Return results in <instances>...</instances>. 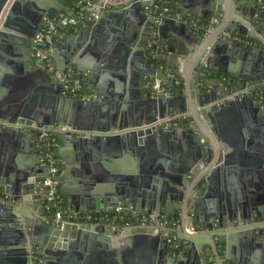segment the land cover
Instances as JSON below:
<instances>
[{
	"label": "water",
	"instance_id": "water-1",
	"mask_svg": "<svg viewBox=\"0 0 264 264\" xmlns=\"http://www.w3.org/2000/svg\"><path fill=\"white\" fill-rule=\"evenodd\" d=\"M77 1L0 0V68L6 73L0 79L5 88L0 90V143L11 138L27 150L29 142L37 141L31 125L85 132L55 133L61 173L58 193L66 213H109L123 207L132 219L137 215L174 218L189 243L178 251L152 228L123 232L69 224L60 228L47 221L42 214L47 168L40 148L41 157L25 159L18 170H0V264H38L35 257L41 264H80L95 245L127 241L149 251L146 264H258L250 252L242 249L239 256L233 247L237 241L261 242L264 229L223 230L264 221V190L248 177L238 181L240 174L249 175L253 169L264 177L263 166L251 165L256 157L249 155L238 130L264 129V3L248 0L253 8L245 15L241 6L246 0H144L123 9L91 11L85 15L90 21L75 31L57 28L49 44L51 62L76 73L81 90L93 94L83 101L70 97L33 57V38L42 29L43 18L72 12ZM95 16L98 22L103 16L128 21L143 27L142 33L121 38L115 52L110 44L96 47L94 34L89 33ZM225 31L228 38L222 36ZM183 36L189 37L193 48L180 92L162 66L172 67L163 51L166 44L165 52L173 50L168 38ZM70 40L77 43L69 45ZM219 50L240 59L241 70L212 63ZM107 74L118 82L112 98L111 90L100 86ZM154 82L162 93L153 90ZM246 87L250 95L240 93ZM221 99L224 105L217 106ZM184 115L187 124L180 128L165 129L162 122L149 126ZM253 136L254 142L250 135L246 143L264 153V140ZM180 140L188 152L171 154L168 147ZM62 147L70 148V158ZM228 148L233 151L227 152ZM131 154L138 160L137 169L117 168L109 175L102 171L103 181L111 177L115 186H91L95 171L104 169L101 157L114 156L119 163ZM74 184L78 188L70 189ZM29 202L33 206L25 209ZM195 240L206 244L198 251Z\"/></svg>",
	"mask_w": 264,
	"mask_h": 264
},
{
	"label": "crops",
	"instance_id": "crops-1",
	"mask_svg": "<svg viewBox=\"0 0 264 264\" xmlns=\"http://www.w3.org/2000/svg\"><path fill=\"white\" fill-rule=\"evenodd\" d=\"M35 1H40L41 3H43L42 1L44 0H35ZM53 1L58 3V0H53ZM31 6L33 7V5ZM252 8L253 6L251 3L248 2V0H246L241 6V9L245 15L250 14V10ZM22 10H23V7H21L20 11ZM31 12L33 13V10ZM99 20H100L99 22L97 19L95 21H91L93 23L94 28L90 29V32H89L90 34H94L93 41H95L94 43L96 47L108 46V44H110L111 49L115 52L117 47H120L122 44V41H120L121 38L125 39L128 35H133V34H136V36H138V35H141L142 33L143 27L137 28L135 27L134 24L130 25V22L128 21L115 20L107 16H103L102 19H99ZM221 23L222 22L220 19H218V21L216 22L218 26H220ZM193 30H191V35H196V32H194ZM169 41H171L174 44L173 50L171 52H167V51L165 52V48L168 47V45L166 44V46H164L163 48V51L168 56V61L172 64V67L162 66V68L166 72L167 75H169V72H172L179 77L181 82L179 85H177V87L180 89V92H184V76L186 74V70L189 65L188 62L190 60L191 50L193 48V45L190 43L189 37L185 38L184 36L174 38V39L168 38L167 42ZM76 43L77 42L75 40H70L69 45L70 44L75 45ZM211 58H212L211 59L212 63H214L218 67L227 68V69H229L230 67L234 71L241 70V65L239 64L241 63L240 59L231 56V54L227 50H221V51L219 50L216 54H213ZM7 68L8 66L6 65L4 69H7ZM67 70H72V69L68 68ZM193 73L194 72L190 70V76L193 75ZM14 74L15 73L12 71V75ZM4 75H6V73L4 72L3 68H0V79ZM90 86L91 85H87V87H90ZM100 86L105 91H107V89L111 90L109 91V95L111 98L117 95L115 90L118 89V82L111 75H108V74L104 75L102 83H100ZM3 88L4 87L1 81L0 90ZM92 92L93 93L95 92L94 88L92 89ZM217 94H219V91H217ZM169 96L170 94L167 91V98H169ZM125 103H126L125 106H129L131 104L129 103L128 97L125 98ZM124 111H129V110L125 109ZM184 116L187 117L186 115ZM238 130L240 134L244 136L243 137L245 141L244 145H247L246 146L247 152H249V155H253L254 157H256V160H253V161L250 160L251 165L255 167L257 165H261L264 167V153L261 150H257V148L254 147L253 145H248L246 143L251 140L250 135L252 136V140H253L252 143L255 140V137L253 135H259L258 137L259 140H264V129L263 130H259V129L253 130L252 128L242 127V128H239ZM234 135L236 134L234 133ZM29 143L31 144V147L27 148L26 150L22 146L15 145L13 140H11V138H4L2 140V142L0 143V170L2 173L5 172L6 170L8 171V173L18 170L20 168V164L25 163L26 162L25 159L27 158L28 159L37 158L38 156L41 157V150H40L41 146L38 143V141L29 142ZM170 146L171 147H168V151L171 154L176 153L177 155L178 154L185 155L186 152H188V146L182 140L174 141V143H172ZM61 149L64 153V156L66 158H70L69 156V152H71L70 148L62 147ZM232 151H233L232 148L231 149L228 148L227 150V152L229 153ZM156 152L158 153V151ZM116 159L117 157L115 158L114 156H109V155H104V157H101L99 163H102V160H103V165H104L105 170L101 168L95 171V175L91 179L93 183V185L91 186H93V188H95V186L101 187V188L109 187L111 185L115 186V184H111L113 182H110L111 177L103 181L102 177H100L102 175V171L106 175L107 174L109 175L113 173L112 172L113 169L116 170L118 168L119 171L121 172H127L126 170L129 168L134 170V169H137L138 167V160L135 158L133 154H131L130 156H127L126 158L121 157L120 158L121 162L119 163H116L117 162ZM259 160L261 162H258ZM252 171L253 172H251L249 175H246V174L244 175L243 173L240 174L239 179H238L239 183L240 181L244 182L245 179L248 177L250 178L251 183L253 184L255 183L257 187H260L262 190H264V177H261L255 174L254 169ZM76 187H77V184H74L73 186L70 187V189H73ZM0 191H1V188H0ZM61 202H62V199H61ZM39 204H40V201H38V205H37L38 210H40L41 208ZM32 206H33L32 203L29 202L25 206V209L26 208L31 209ZM178 229L182 233L181 228L179 227ZM106 230L110 231L107 228ZM250 241L251 242H246L248 243L247 245H245V242L243 243V242L237 241V243L235 244V247H233L234 254L240 256L242 249L244 251L247 250V252H250L252 257H255L256 259L259 260L258 264H264V238L261 242L254 243V241L252 240ZM194 242H195V246L198 251L200 250L202 246L206 244V241L204 240H195ZM137 245H139L137 242L130 243V241L129 242L127 241L125 244H115V245L111 244V246H108L106 244L98 245V246L95 245L91 247L87 255L84 254L86 256L82 259L80 264H146V260L148 259L147 255L149 254V251L146 252L145 250H143L142 247H139Z\"/></svg>",
	"mask_w": 264,
	"mask_h": 264
},
{
	"label": "built area",
	"instance_id": "built-area-1",
	"mask_svg": "<svg viewBox=\"0 0 264 264\" xmlns=\"http://www.w3.org/2000/svg\"><path fill=\"white\" fill-rule=\"evenodd\" d=\"M144 0H78L75 8L68 14L60 13L52 18H43V27L37 32L33 38L34 53L33 57L37 66L48 74H53L58 82L64 87L65 92L72 98H77L83 101H88L93 97L92 93L81 90V83L76 73L73 70H62L51 62V54L49 44L51 36L57 28H68L71 31L77 30L79 24H84L90 19L85 15L94 10L109 11L114 9H123L127 6L141 2ZM260 1V0H259ZM98 17L95 16V19ZM227 31L222 33L224 38L229 37ZM236 41L243 42L247 46L253 45L251 41L234 38ZM169 78L177 86L180 84V79L177 75L169 72ZM153 90L160 94L164 90L159 89L158 83L154 82L152 85ZM246 95L249 94V89L246 87L240 91ZM167 96V93L165 94ZM224 99L216 102L217 106L224 105ZM185 116L181 117H168L165 119L157 120L149 126L157 127L160 122L165 126V129L180 128L182 120ZM30 130L37 132L36 138L41 146L43 163L47 168V177L44 180L43 186L47 188L44 193V200L42 204V214L47 221L55 222L58 227L63 228L66 224L75 225L81 229H91L95 226L107 228L109 230L118 229L123 232L131 228H152L160 235L167 238V242L172 245L176 250L189 243V239L184 235V232L179 231L178 221L174 218H166L158 216L137 215L132 219L128 212L123 207H115L111 212H100L96 214H72L68 215L66 210L60 207L61 199L58 194L60 185V172L58 170V159L56 157V149L58 146L56 131L71 132L74 135H83L85 132L72 129L67 126L54 128L51 126L36 127L35 125L28 126ZM1 193V192H0ZM129 216L133 222H127L126 218ZM246 228L264 229V221L252 223L248 226H239L236 228H226L224 233L231 231L244 230ZM187 234H192L191 231H186ZM41 264L39 258L34 259Z\"/></svg>",
	"mask_w": 264,
	"mask_h": 264
},
{
	"label": "trees",
	"instance_id": "trees-1",
	"mask_svg": "<svg viewBox=\"0 0 264 264\" xmlns=\"http://www.w3.org/2000/svg\"><path fill=\"white\" fill-rule=\"evenodd\" d=\"M261 1L264 3V0H261ZM181 122H182V125H186V124H187V119L182 120ZM60 199H61V197H60ZM60 207H62L61 204H60ZM42 212H43V211H42ZM126 221H127V222H130V223L133 222V220H132L129 216H127Z\"/></svg>",
	"mask_w": 264,
	"mask_h": 264
}]
</instances>
